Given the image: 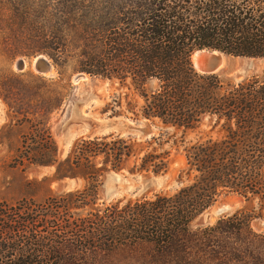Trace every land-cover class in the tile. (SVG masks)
<instances>
[{"label": "trees", "instance_id": "trees-1", "mask_svg": "<svg viewBox=\"0 0 264 264\" xmlns=\"http://www.w3.org/2000/svg\"><path fill=\"white\" fill-rule=\"evenodd\" d=\"M80 16L70 25L85 46L77 71L109 80L119 91L112 103L124 99L162 132L143 142L81 138L64 159L39 163L54 167L52 180L84 186L41 204L0 202V264H88L141 243L165 249L229 194L250 204L233 216L238 227L264 220V74L230 84L192 60L202 49L263 58L264 0H91ZM44 140L26 145L24 159L54 158ZM170 142L183 159L178 189L99 202L108 172L167 173Z\"/></svg>", "mask_w": 264, "mask_h": 264}, {"label": "rangeland", "instance_id": "rangeland-1", "mask_svg": "<svg viewBox=\"0 0 264 264\" xmlns=\"http://www.w3.org/2000/svg\"><path fill=\"white\" fill-rule=\"evenodd\" d=\"M90 2L0 0V202L18 204L29 201L41 204L84 186L82 180L74 179L70 188H61L60 184L68 178L52 180L54 167L39 163L64 159L73 144L81 138L104 136L85 130L62 151L59 135L62 123H69L70 128H78L116 117L124 118L128 126H135L139 130L153 125L148 138L134 133L110 132L105 135L130 137L137 142L162 132L157 125L135 119L133 113L128 112L124 99L119 106L112 103L119 92L115 86L109 85L98 98L89 102L81 95L83 85L74 83V77L81 73L77 68L85 46L75 39L70 25L80 21L81 11ZM54 54L59 56L58 63L51 58ZM39 56L52 64V77L35 71L34 63ZM223 58V67L216 73L223 82L237 84L264 74V60L261 58ZM98 79L87 75L88 84L97 94ZM46 134L56 147L54 158L24 159V147L45 145L46 140L42 141V135ZM164 149L170 150L166 174L173 183L142 189V178L154 175L130 174L128 169H123L119 173L114 172L119 178L117 182H112H116L117 187L126 188V191L121 196L106 199L103 195L106 173L99 191V202L108 204L178 189L177 178L183 159L172 142ZM130 166L132 161L129 162ZM219 204H225L229 209L204 223L196 219L188 233L178 237L165 249L152 243H141L110 253H95L89 257L88 264H264V230L255 227V223L264 220L255 219L248 226L240 228L232 218L237 212L246 211L250 204L238 195L229 194L220 198L207 212Z\"/></svg>", "mask_w": 264, "mask_h": 264}, {"label": "water", "instance_id": "water-1", "mask_svg": "<svg viewBox=\"0 0 264 264\" xmlns=\"http://www.w3.org/2000/svg\"><path fill=\"white\" fill-rule=\"evenodd\" d=\"M206 53V54H204ZM197 55V64L199 69L197 70L201 74H216L222 68L220 56H226L223 52L218 50H209L202 49L196 50L193 53V56ZM254 59V58H253ZM261 59H264L261 58ZM35 71L38 73L52 77L54 75L52 64L43 56H39L36 58V63L34 67ZM74 83L83 85V97H85L89 102L98 98L99 94H102L109 85H111L110 81L107 79H98V87L96 90L99 92L98 94L92 90L90 85L87 82V75L84 73H78L74 77ZM85 94V95H84ZM124 118H113L111 120L100 121L94 124L93 126H80L78 128H70L69 123H62L59 130L60 135V145L62 147V151L67 147L66 144L68 142L69 137L72 140L74 137L82 134L85 130H91V134H100L107 135L110 132H119L120 134H128L134 133L135 135H139L143 138H148L152 134V130L154 129L153 125H150L148 128L139 130L135 126H128L125 122ZM116 175L114 172H109L105 176V184L103 187V195L106 199L115 198L121 196L126 188L117 187L115 184L113 187H109L108 183L111 181L112 176ZM119 178V177H118ZM74 179H69L66 182L60 184L61 188H70ZM142 189H145L148 186H152L153 188H159L162 186H168L172 181H169V178L166 173L161 175L154 176H146L142 178ZM215 205V204H214ZM209 209V208H208ZM207 209V210H208ZM229 207L225 204H219L214 209L207 212V210L201 214L197 219L199 223H204L214 218L216 215L228 210ZM255 227L258 229L264 230V222L255 223Z\"/></svg>", "mask_w": 264, "mask_h": 264}, {"label": "bare ground", "instance_id": "bare-ground-1", "mask_svg": "<svg viewBox=\"0 0 264 264\" xmlns=\"http://www.w3.org/2000/svg\"><path fill=\"white\" fill-rule=\"evenodd\" d=\"M204 54H206V53H204ZM223 57H224V56H220V60H221L222 67H223V60H224ZM197 59H198V56H197V55L192 56L193 65H194V68H195L196 70L199 69L198 64H197ZM262 60H264V59H262ZM35 63H36V61H35ZM35 63H34V66H35ZM70 139H71V137H69L66 146H68V144L70 143V141H71ZM118 177H119V176H118L117 174L112 176L111 181L108 183V186H109L110 188L113 187V186L115 185V183H116L117 180H118ZM113 180L116 181V182H114V184H113V182H112ZM213 209H214V208H213Z\"/></svg>", "mask_w": 264, "mask_h": 264}]
</instances>
